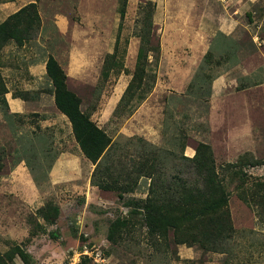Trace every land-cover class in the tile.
<instances>
[{
	"label": "rangeland",
	"instance_id": "obj_1",
	"mask_svg": "<svg viewBox=\"0 0 264 264\" xmlns=\"http://www.w3.org/2000/svg\"><path fill=\"white\" fill-rule=\"evenodd\" d=\"M28 1L0 0V19ZM35 5L39 23L29 39L0 49L5 90L0 93V253L17 244L27 264H264V222L239 198L233 170L223 169L243 154L263 156L264 88L246 91L254 102L249 105L258 146L254 155L227 153L226 130L236 128L238 120L221 105L226 93L264 83V0H36ZM147 16L151 42L159 48L155 60L147 53L150 89L118 114L114 108L135 62V34ZM220 27L222 34L215 32ZM116 40L114 67L102 80L103 57ZM207 43L210 50L198 64ZM48 55L66 75V87L80 98V110L94 107L89 119L113 142L112 164L121 149L129 168L128 159L135 161L142 150L191 157L197 142L209 145L228 193L233 227L222 251L171 240L155 246L137 223L127 224L121 241L106 240L110 220L130 213L127 198L145 197L148 179L139 177L134 190L120 196L91 185L94 165L53 103L44 71ZM177 162L168 158L161 170L174 174ZM262 168L245 165L241 172L264 179ZM52 207L57 208L53 220L48 216ZM131 217L135 221L136 215ZM178 245L192 247L196 258H180ZM10 263L24 264L17 256Z\"/></svg>",
	"mask_w": 264,
	"mask_h": 264
},
{
	"label": "trees",
	"instance_id": "obj_2",
	"mask_svg": "<svg viewBox=\"0 0 264 264\" xmlns=\"http://www.w3.org/2000/svg\"><path fill=\"white\" fill-rule=\"evenodd\" d=\"M35 1L21 6L0 22V49L10 41L21 45L22 41L29 39L31 30L39 23ZM122 15L123 9L120 10L119 16ZM20 20H23L22 25ZM151 27L150 16H147L146 21L142 22L141 33L135 34L138 38L135 62L130 78L114 108V112L118 114L130 107L132 100L143 99L150 89L146 87L145 80L149 71L147 53L152 52L154 60L159 53L158 43L151 42ZM116 49L117 40L112 52L103 57L100 70L102 80L109 76L114 67ZM44 71L51 84L50 92L55 108L67 118L75 143L84 157L94 165L90 173L91 185L102 190H115L120 196L132 192L139 177L148 179L145 197L136 200L127 198L124 205L130 206V213L127 216L118 215L110 220L106 240L111 244L121 241L123 235L128 234L127 224L131 226L137 223L139 227L144 228V235L155 246L158 242L168 244L171 240L175 244L187 246L197 244V247L204 251H222L223 243L231 237L233 227L227 207L228 193L224 188L223 178L214 165L209 145L197 142L191 157L181 153L176 156L166 149L161 150L162 153L159 149L157 152L154 149L148 153L142 150V153L137 154L135 161L132 157L128 159L131 164L129 168L127 155L124 149H121L122 153L115 160L118 167L115 168L116 165L109 159V150L114 148L113 142L89 119L90 111L94 107L85 112L80 110V98L66 87V75L50 55L44 61ZM118 73L117 70L114 72ZM3 92L5 90L0 76V93ZM171 157L178 160V166L174 167V174L169 175L161 168ZM261 164H264V154L260 159L247 158L243 154L234 162L225 163L223 169L233 170L231 173L239 181L236 185V189L240 190L239 198L247 206L255 207V213L260 221L264 222V179L247 177L241 172L245 165ZM56 211L57 208L52 207V212H48L51 220ZM131 215H136L133 222ZM14 256L27 264L26 254L17 244L0 253V264H11Z\"/></svg>",
	"mask_w": 264,
	"mask_h": 264
},
{
	"label": "crops",
	"instance_id": "obj_3",
	"mask_svg": "<svg viewBox=\"0 0 264 264\" xmlns=\"http://www.w3.org/2000/svg\"><path fill=\"white\" fill-rule=\"evenodd\" d=\"M33 2V0H29L27 3ZM1 6V4H0ZM0 14H2V11H0ZM6 17L1 18L0 22L4 20ZM226 20L225 22H227ZM223 28L220 27V29H217L215 32H220L221 34L223 33ZM224 35V34H223ZM226 36V35H225ZM213 37V35H212ZM205 52L201 56L198 64H200L201 59L203 58L204 54L208 53L210 50L207 45L205 44ZM198 66V65H197ZM216 76V75H215ZM215 76L212 77V79L215 78ZM220 79L223 81L225 80V75L222 74L220 76ZM217 77V78H218ZM216 79V78H215ZM230 79V78H228ZM231 80V79H230ZM213 81V80H211ZM223 84V83H222ZM254 87L258 88H264V83L262 84H257L256 86H248L245 87L244 89L236 90L231 93H226L225 95L222 96L221 99V105L223 107V112H231L235 113L237 116V126L236 128H227L226 130V135L224 137V144L227 150H229L227 153L228 154H239L243 152L247 153H252L253 155L256 154V148L258 147L256 144L255 140V135L253 131V125L250 121L249 117V105L252 103L254 105L253 101L250 102L247 96V90H250ZM263 92V98H264V89H261ZM247 91V92H246ZM240 96V97H239ZM262 96V95H261ZM240 121V122H239ZM193 154V153H192ZM259 166H262L263 171L262 173L264 174V164H261ZM176 254L183 259L186 260H192L196 258V251L193 250L192 247H186L184 245H178L176 248Z\"/></svg>",
	"mask_w": 264,
	"mask_h": 264
}]
</instances>
